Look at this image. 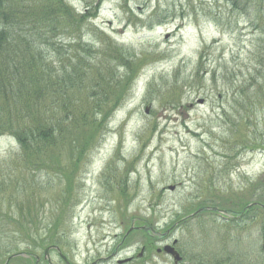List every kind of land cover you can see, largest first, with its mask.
Here are the masks:
<instances>
[{"label": "rangeland", "instance_id": "rangeland-1", "mask_svg": "<svg viewBox=\"0 0 264 264\" xmlns=\"http://www.w3.org/2000/svg\"><path fill=\"white\" fill-rule=\"evenodd\" d=\"M64 2L88 19L78 31L94 44L88 59L111 67L118 82L125 70L112 63L115 54L105 48L111 44L139 71L81 161L66 150L58 156L63 169L72 162L76 168L69 190L51 169L11 174L23 162L13 157L14 139L0 137V181L10 179L8 192L16 191L9 201L0 196V210L15 212L24 198L20 186L33 192L45 248H59L68 264H173L156 251L174 241L179 264H264V213L229 218L251 202L264 205V106L254 101L264 77L257 46L264 3ZM37 4L29 3L35 11ZM245 90L249 101L237 94ZM206 207L227 215L203 211L186 219ZM45 248L34 254L42 259ZM49 258L65 264L54 250Z\"/></svg>", "mask_w": 264, "mask_h": 264}, {"label": "trees", "instance_id": "trees-1", "mask_svg": "<svg viewBox=\"0 0 264 264\" xmlns=\"http://www.w3.org/2000/svg\"><path fill=\"white\" fill-rule=\"evenodd\" d=\"M32 1L0 0V137L14 139L18 152L13 157L23 162L11 174L51 169L67 182L69 190L76 168L72 162L63 169L58 156L66 150L67 158L73 160L75 152L81 161L100 140L106 120L128 96L139 70L130 66L123 49L107 44L105 48L115 54L112 63L125 70L116 82L111 67L96 57L88 59L94 44L85 43L83 33L78 32L88 20L86 15L77 16L64 0H37L36 11L29 5ZM257 46L263 52L258 65L264 67V33ZM201 70V66L194 70L193 77ZM262 82L255 92L258 106H264V77ZM247 91L237 94L249 101ZM11 186L10 179L9 183L0 181V196L8 201L15 199V189L8 192ZM20 193L24 198L15 212L0 210V264L20 252L25 256L8 264H34L33 249L49 243L40 236L37 210L31 211L35 194L21 186ZM43 263L40 259L38 264Z\"/></svg>", "mask_w": 264, "mask_h": 264}, {"label": "water", "instance_id": "water-1", "mask_svg": "<svg viewBox=\"0 0 264 264\" xmlns=\"http://www.w3.org/2000/svg\"><path fill=\"white\" fill-rule=\"evenodd\" d=\"M200 103H201V101H200ZM263 209H264V206H261ZM201 210H199L198 212H200ZM197 212V213H198ZM132 230V229H131ZM50 249H52V247H49V248H47L45 251H44V256H45V258L47 259V261H48V264H51V262H50V260H49V257H48V254H49V251H50ZM56 251H58L59 252V249L58 248H54ZM164 251L167 253V254H170L172 257H173V259H174V262H175V264L178 262V261H180V258H179V256H178V254L171 248V247H169V246H166L165 248H164ZM21 255H23V254H21ZM20 254H15V255H11L7 260H6V263L5 264H8V262L11 260V259H13V258H15V257H18V256H21ZM63 258V260H65V258L64 257H62ZM37 260H38V258H36Z\"/></svg>", "mask_w": 264, "mask_h": 264}, {"label": "flooded vegetation", "instance_id": "flooded-vegetation-1", "mask_svg": "<svg viewBox=\"0 0 264 264\" xmlns=\"http://www.w3.org/2000/svg\"><path fill=\"white\" fill-rule=\"evenodd\" d=\"M188 218H190L189 216L186 218V219H188ZM229 218H231L232 220L231 221H233L234 219H236V217H229ZM174 243V244H173ZM172 244L174 245V248H175V245L177 244V242L176 241H174ZM175 250H176V248H175ZM181 262V261H180ZM179 262V263H180Z\"/></svg>", "mask_w": 264, "mask_h": 264}]
</instances>
